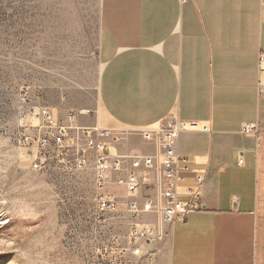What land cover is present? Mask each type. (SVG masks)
Here are the masks:
<instances>
[{"label": "crops", "instance_id": "obj_1", "mask_svg": "<svg viewBox=\"0 0 264 264\" xmlns=\"http://www.w3.org/2000/svg\"><path fill=\"white\" fill-rule=\"evenodd\" d=\"M104 22L100 110L80 122L133 130L175 116L210 128L178 139L207 167L203 207L172 225L157 264H264V0H104ZM128 138L117 151L155 148Z\"/></svg>", "mask_w": 264, "mask_h": 264}, {"label": "rangeland", "instance_id": "obj_2", "mask_svg": "<svg viewBox=\"0 0 264 264\" xmlns=\"http://www.w3.org/2000/svg\"><path fill=\"white\" fill-rule=\"evenodd\" d=\"M104 30V0H0V264L119 258L114 238L124 226L97 210L94 170L68 165L72 152L41 170L29 157L38 150L37 109L62 121L76 113L79 122L84 110H100Z\"/></svg>", "mask_w": 264, "mask_h": 264}, {"label": "built area", "instance_id": "obj_3", "mask_svg": "<svg viewBox=\"0 0 264 264\" xmlns=\"http://www.w3.org/2000/svg\"><path fill=\"white\" fill-rule=\"evenodd\" d=\"M257 86L264 93V52L259 55ZM82 113L91 115L94 110ZM34 114L38 150L30 152L32 168H49L53 155L67 157L72 152L68 165L77 170L92 168L95 172L97 210L118 217L124 226V233L114 238L119 258L114 257L110 263L157 264L159 245L169 236L172 225L203 207L207 167L198 166L202 162L182 154L178 139L187 126L201 131L210 128L170 116L153 126L133 130L152 142L154 150L134 152L127 148L119 152L116 148L113 153L112 147L127 143L129 135L82 124L76 113H69L68 120L62 121L50 107H41ZM242 130L257 133V124L244 123ZM202 161L206 163L208 157ZM189 175L192 184L187 183Z\"/></svg>", "mask_w": 264, "mask_h": 264}, {"label": "bare ground", "instance_id": "obj_4", "mask_svg": "<svg viewBox=\"0 0 264 264\" xmlns=\"http://www.w3.org/2000/svg\"><path fill=\"white\" fill-rule=\"evenodd\" d=\"M99 126V125H98ZM101 127V126H100ZM107 128V127H106ZM187 129H186V131H197V130H195V128H192V127H186ZM134 130V129H133ZM147 141V140H146ZM113 149H115V152H116V147H112V151H113ZM115 152H113V153H115Z\"/></svg>", "mask_w": 264, "mask_h": 264}]
</instances>
